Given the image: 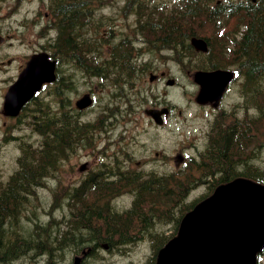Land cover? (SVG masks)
Wrapping results in <instances>:
<instances>
[{
	"label": "trees",
	"instance_id": "trees-1",
	"mask_svg": "<svg viewBox=\"0 0 264 264\" xmlns=\"http://www.w3.org/2000/svg\"><path fill=\"white\" fill-rule=\"evenodd\" d=\"M59 1V5L50 7V19L54 21L53 28L56 30L53 58L72 61L78 56L88 57L84 63L89 73L138 71L133 49H121L123 45L113 47L110 53L113 58L104 60L101 67L97 58L104 54V42L98 33L99 18L92 8L93 0ZM201 5L202 0H188L186 3L190 9L195 6L193 9L196 11ZM227 6L221 3L216 9L219 11ZM205 10L200 8L197 15L181 12L168 20L161 14L156 24L144 26V32L152 38L154 46L159 43L179 56H194L195 50L189 41L199 35L194 27L196 17L216 25V29L222 26L218 25L222 19L223 24L229 23L225 21L227 12H218L213 16V12ZM157 15L155 12L149 14L150 21ZM236 18L246 22L245 31L239 34L241 41L236 46V56L243 60L245 68L241 72L246 78L248 94L252 97L248 104L255 112L245 109L241 118L233 117L231 125L218 127L213 144L205 154L208 173L197 181H194L197 174L191 175L192 171L184 177L174 173L163 177L152 176L143 181L140 177L135 179L137 174L122 175L118 181L121 182L120 191H115V196L140 181L135 191H128L132 196L130 208L121 204L111 207L108 204L96 206L87 203L68 224L64 218L43 223L42 217L31 212L29 195L36 189V184L47 182L56 163L75 147V142L84 141L94 131L87 125L80 128L74 122L60 125L61 121L42 109L39 99L35 100L36 107L30 111L38 115V125L34 130L41 140L36 146L24 143L19 170L0 193V264H115L105 260L100 252L125 256L128 249L142 242L151 244L152 255L147 264H156L159 250L177 235L185 214L209 196L188 200L190 192L205 183L207 176L214 180V175L220 174L225 182L243 177L264 184V168L259 164L264 148V0H257L251 8H246L245 15ZM182 25L185 27L182 28ZM223 39L226 40L225 37ZM236 41L233 39V42ZM224 43H221L218 53L214 54L210 49L204 60L196 63L191 60L190 65L201 70L225 67L223 56L229 46ZM213 55H216V60L212 59ZM119 80L123 79L119 77ZM63 90L58 87L56 94L61 95ZM207 184L211 190L217 186L214 181ZM257 264H260L259 259Z\"/></svg>",
	"mask_w": 264,
	"mask_h": 264
},
{
	"label": "rangeland",
	"instance_id": "rangeland-1",
	"mask_svg": "<svg viewBox=\"0 0 264 264\" xmlns=\"http://www.w3.org/2000/svg\"><path fill=\"white\" fill-rule=\"evenodd\" d=\"M22 1V7L18 13H15L16 0L0 1V24L3 25L2 34L8 39L6 45H12L9 50L4 49L0 52V58H3V61H7L6 64H0V181L7 179L17 169V157L21 152L19 149H21L24 141L37 145V141L41 140L39 134L34 130L35 125L27 126L24 120L22 124L13 122L6 123L5 118L2 116L3 95L7 88L5 82L8 79L7 77L12 78L16 74L23 62L26 63L33 53L43 50L44 47H46L45 50L52 52V45L55 39V31L53 29L48 31L53 27L54 21L52 19L47 20L43 13L38 12L40 0ZM151 1L152 0H150V2ZM165 1L166 0H156L158 3ZM212 4L215 5V2H212ZM124 5L123 0H108L105 2L103 10L99 11L104 24L114 25L116 28H121L122 31L132 33L136 25V19L132 16L135 8L133 6L125 8ZM92 6L96 7V4ZM39 14H42V16H38ZM196 21L202 24L196 30L201 36L207 38L214 37L212 33L213 30L206 26L207 22L204 19H197ZM43 26H48V28H42ZM220 41H223V39H220ZM137 45L142 48L144 47L141 42ZM214 48L215 52L218 53V49H221L220 43L215 42ZM104 50L109 51V47H105ZM174 56L175 57H173V53L168 50L149 52L148 48L144 62L149 63L152 68L138 81V85H135L133 89L129 90L131 102H135L136 106L142 107V110L140 109L141 111L139 110V112H136L132 118L129 117V120L140 118L142 122L136 126L134 123L128 121L129 123L127 126L132 129L131 135H138L137 139L143 141L147 147L153 146L157 151L163 152L164 149L161 147V144L165 145L164 147L168 153L169 163L167 173L170 175H172V171L175 167L174 159L177 153H182L186 157L185 164L189 161L188 167L190 169L187 172L178 173V175H180L179 177L189 175L192 171L191 175L197 174L196 179H194V181H197L198 178L206 175L208 170L207 163H204L206 161L199 162V152L204 150L207 146L204 145L206 137L204 134L210 127V114L214 118L215 112L210 113L200 109L197 105L195 108V105L191 104L194 98V86L191 74L194 70L191 68L190 58L185 55L182 60L175 53ZM202 57L204 56H201V58ZM197 59L199 58L196 57V60ZM163 71L168 73L167 79L153 83L148 81L150 72L160 75ZM168 79H175L177 82L176 86H167L166 81ZM101 88L102 84L100 80L96 78H86L83 80L76 77V90L69 95H64L70 100L71 104L74 105L77 99L84 93H87L86 91H93L96 94L95 98L97 102L92 109H89L82 115V118L84 121L92 122L99 127V122L96 121L99 112L107 103L114 101V95L111 96L109 90L102 91ZM51 90L52 87H48L40 98L44 101L45 106L54 110L59 104V101L54 96H51ZM113 93L114 91H112V94ZM147 95L149 98L146 97ZM145 99H147V101ZM245 103L246 100L243 99V94L237 85L235 88H232L226 96L223 108H226L227 111L230 112H238L239 110L244 111L243 106ZM159 104L164 106L169 104L176 106L174 116L168 120L166 129L162 130V132L151 130L150 133H148L147 125H149V122L143 114V107L146 108L149 105L158 107ZM222 109L216 113L214 120L221 115ZM179 111H182V115H180ZM139 134H144V136H139ZM112 138L114 137L109 132L105 133L101 128L96 129V133H94L93 136L95 142L89 141V143L85 145V148L79 150L74 155L71 162L65 164L64 177H69L72 174L74 177H79V166L86 161L93 163L98 151L105 147H107V155L112 154V147L111 144H109ZM145 152L146 151L143 150L137 151L134 163L142 160L143 162L151 164L152 160L145 161ZM259 164L261 168H264V148L260 153ZM164 175H166V173H164ZM48 183H55V181L49 180ZM211 193L212 191L207 185H199L190 192L188 200L193 201L198 198L201 199L202 196H208ZM40 198L47 200L48 195L41 192ZM130 201V194L124 193L120 197L119 203L121 205H128ZM68 211L69 209L66 210V208L63 210L59 209L56 211L55 218L57 220H62L63 216L65 213H68ZM128 250V254L125 256L121 254H110L106 251H101L100 253L104 256L105 260L115 264H147L152 255L151 244L149 242L139 243ZM260 264H264V252L260 258Z\"/></svg>",
	"mask_w": 264,
	"mask_h": 264
},
{
	"label": "water",
	"instance_id": "water-1",
	"mask_svg": "<svg viewBox=\"0 0 264 264\" xmlns=\"http://www.w3.org/2000/svg\"><path fill=\"white\" fill-rule=\"evenodd\" d=\"M192 45L208 51L204 40L193 38ZM54 71L55 63L47 53L33 55L10 88L6 108L18 111L44 83L54 79ZM231 77L224 71L197 72L195 80L202 85L198 101L220 98ZM88 101H82L81 107ZM263 248L264 186L237 179L219 187L184 217L179 235L160 251L157 264H256Z\"/></svg>",
	"mask_w": 264,
	"mask_h": 264
},
{
	"label": "flooded vegetation",
	"instance_id": "flooded-vegetation-1",
	"mask_svg": "<svg viewBox=\"0 0 264 264\" xmlns=\"http://www.w3.org/2000/svg\"><path fill=\"white\" fill-rule=\"evenodd\" d=\"M243 1L245 0H242V2ZM252 1L255 2L256 0ZM22 3V0L16 1L15 13L19 12L20 8L22 7ZM50 7L51 5L46 8L47 13H44L42 10L38 9V12L43 13L47 20H50ZM40 15L42 14H39L38 16ZM52 28L53 27H51L49 31ZM2 31L3 25L0 24V32ZM79 57H81L82 59H78ZM87 59L88 57L82 56L74 58V61L56 59L58 61L59 67V79L67 83H72L76 77H79L83 80H85L86 78H96L100 80L102 84V91L109 90V94L111 96L114 95V101L107 103L99 112L96 119V121H98L107 130L106 132H109L114 137L109 141V144H111L112 147L113 154L107 156V154L103 150H100L97 153L96 160L93 163L87 164L85 167H83L82 170L78 172L79 177H74L72 176V174L69 177L65 178L63 175L65 174V164L71 162V159L79 150L85 148V143L83 140L75 142L77 143L75 147L66 152L65 155H63L62 158L56 163V167L51 173V176H49V178L47 179V182L36 184V189L32 194L29 195V199L32 200V203L30 205L32 207L30 208L31 212L33 213V215L35 214L39 217H42V220H57L55 218V214L56 211L59 210L60 205H62V202L70 200L72 198L86 200L88 203L92 204L91 197L89 195V189L92 186H97L99 188V196L105 197L115 184L116 180L120 179L122 175L134 171L130 167V163L128 161H123L126 157V152H128V154L132 156L137 150H143L146 151L145 161H154L153 164H149L151 166L147 165L146 162L137 163L136 166L142 174H152L154 172L162 174L164 171H167L168 168V155L164 147L165 145L161 144V147L164 149L163 152L157 151L153 146L147 148V145L144 144L143 141L137 140L138 135H131L132 129L127 126L129 122L134 123L136 126H138L142 122L140 118L129 120V117L132 118L133 115L136 112H139V110L141 109V106H136V103L131 102L129 98V81L131 76H133L137 72L114 73L110 71H102L98 73H89L87 71V66L84 63ZM97 60L100 62L101 67L104 60L109 61V59H107L105 56L99 57L97 58ZM74 62H76L77 65L74 64ZM22 66L23 65H21V67ZM119 77H121L123 80L120 81ZM166 77L167 74L165 73L164 75H161L158 80L161 81ZM112 91H114L113 94ZM86 92L87 93L85 94H91L93 98V104L90 107V109H92L97 102V99L95 98L96 94L93 91ZM194 92V105L196 108V84L194 86ZM164 107L165 106L161 104H159L158 107L155 105H149V107L145 109V111H148L149 109L160 111L164 109ZM205 107L209 108V106ZM169 109L170 110L167 111L168 115H164V123H167L169 117H172L174 115L173 107H169ZM20 118L15 119L17 123H19ZM59 121H61L59 122L60 125H68L70 122L78 123V126L80 128L83 125L82 114L79 112H65L61 115ZM148 122L153 126L154 122L152 120H148ZM161 127L155 126L157 130H159ZM163 129H165V126L162 128V130ZM147 131L148 133H150L148 129ZM139 136H144V134H139ZM133 157H135V155H133ZM179 159V163L181 165V163L184 162L185 159H183L182 157ZM182 164L184 165V163ZM49 180H54L55 183H48ZM2 187L3 183L0 184V188ZM36 191L49 195L51 197V200L49 201L46 199H41L36 194ZM110 206H116L115 202L111 203Z\"/></svg>",
	"mask_w": 264,
	"mask_h": 264
},
{
	"label": "bare ground",
	"instance_id": "bare-ground-1",
	"mask_svg": "<svg viewBox=\"0 0 264 264\" xmlns=\"http://www.w3.org/2000/svg\"><path fill=\"white\" fill-rule=\"evenodd\" d=\"M50 16H51V13H50ZM50 16H49V17H50ZM52 29L54 30V28H52ZM54 31H55V36H56V30H54ZM52 47L54 48V43H53ZM45 49H46V47L43 48L44 52L47 53L48 55L52 56L51 54L54 53V52H53V51L50 52V51L45 50ZM103 56H104V55L102 54V57H103ZM54 59H59V57H56V58H54ZM60 59H62V58H60ZM137 64H138V63H137ZM116 82H117V81H116ZM89 97L91 98V106H92V104H93V103H92V99H93V98H92L91 94H89ZM91 106H90V107H91Z\"/></svg>",
	"mask_w": 264,
	"mask_h": 264
}]
</instances>
